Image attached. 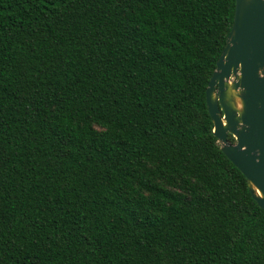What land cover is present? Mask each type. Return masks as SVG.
<instances>
[{
    "label": "trees",
    "instance_id": "1",
    "mask_svg": "<svg viewBox=\"0 0 264 264\" xmlns=\"http://www.w3.org/2000/svg\"><path fill=\"white\" fill-rule=\"evenodd\" d=\"M233 10L0 0V264H264L205 105Z\"/></svg>",
    "mask_w": 264,
    "mask_h": 264
},
{
    "label": "water",
    "instance_id": "2",
    "mask_svg": "<svg viewBox=\"0 0 264 264\" xmlns=\"http://www.w3.org/2000/svg\"><path fill=\"white\" fill-rule=\"evenodd\" d=\"M205 105L220 152L264 210V0H234L231 26L205 88Z\"/></svg>",
    "mask_w": 264,
    "mask_h": 264
}]
</instances>
